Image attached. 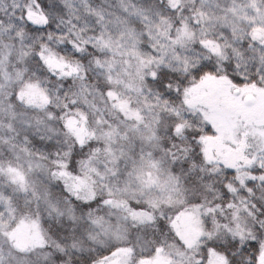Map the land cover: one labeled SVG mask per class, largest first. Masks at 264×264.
<instances>
[{"label":"clouds","instance_id":"9594fccd","mask_svg":"<svg viewBox=\"0 0 264 264\" xmlns=\"http://www.w3.org/2000/svg\"><path fill=\"white\" fill-rule=\"evenodd\" d=\"M256 28L264 0H0V264H261L264 96L225 163L185 91L264 89Z\"/></svg>","mask_w":264,"mask_h":264},{"label":"snow or ice","instance_id":"6c2138e0","mask_svg":"<svg viewBox=\"0 0 264 264\" xmlns=\"http://www.w3.org/2000/svg\"><path fill=\"white\" fill-rule=\"evenodd\" d=\"M252 38L254 40L259 39L261 43H264V28L253 29ZM202 43L209 47H211L212 44L210 41H202ZM212 50L218 51L217 48H212ZM230 89L235 90V93H240L241 95H235ZM185 91L186 103H200L207 107L204 116L209 122L210 128L207 134L200 137L204 144L205 156L212 158L211 152L212 149L215 148L218 154L225 156V163H230L227 154L231 153L232 149L223 142L226 138L225 134L228 132L225 116L235 112L247 113L250 111V109L245 106V100L252 99L253 91L264 96V89L256 88L254 84H245L241 86L233 83V81L226 76L217 77L208 72L203 74L195 85ZM227 138L230 139L231 136ZM221 149H224V153H220ZM133 215L137 214L133 213ZM129 251L131 250L127 248H119L112 253V256L116 257L118 253H127ZM159 252L160 249L157 248V255L154 258H142L140 264H167L166 258L161 257ZM213 257H215V259H213ZM105 260H107L108 264H120L118 258L109 260L107 257L101 260L100 264H105ZM260 261L261 264H264V252L261 253ZM208 264H223V259L222 257L215 256V253L210 250L208 254Z\"/></svg>","mask_w":264,"mask_h":264}]
</instances>
